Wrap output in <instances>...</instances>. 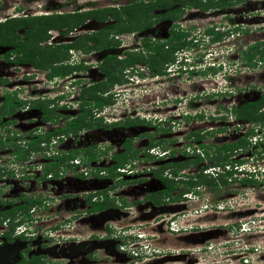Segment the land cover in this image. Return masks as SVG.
Returning a JSON list of instances; mask_svg holds the SVG:
<instances>
[{
    "label": "flooded vegetation",
    "instance_id": "obj_1",
    "mask_svg": "<svg viewBox=\"0 0 264 264\" xmlns=\"http://www.w3.org/2000/svg\"><path fill=\"white\" fill-rule=\"evenodd\" d=\"M132 1L133 4H136L138 0H128L125 3L130 4ZM141 1L144 3L142 6L145 7V10L140 19V23L143 22L139 30L128 27L129 30L106 35L108 31L105 28L102 29L101 34L106 37L105 42L114 43V45L98 48L99 51L111 48L115 52L103 54L98 59L94 67L101 73V76L89 82L85 78L75 77L76 69L79 72H85L90 66H93L88 62L85 66L73 64L77 67L68 74L49 76L47 74L49 67L36 65L41 61L38 59L39 57L34 65L30 61L15 60L18 53V42L22 47H29L23 33L18 34V31L21 29L23 31V28H16L15 33L11 36L0 35V107L4 105L5 96L11 95L17 99L16 101L12 100V106L4 108L6 113H0V264H97L110 252V254L115 253L118 256L117 253H121L118 250L119 245L128 240V237L122 236V234L123 232L129 233L131 230L133 232L141 231L146 236V246L148 247L146 259H143L141 255L133 257L122 253L125 256L124 264H163L164 261L167 263L166 251L168 250H166L167 245L164 239L169 233L182 231V228L177 227V229L171 230L168 223L172 218L166 220L165 228L162 230L159 226H141L143 222L135 219L136 215L145 214L149 218L153 212L156 215L159 210H170L172 202L176 199H179L178 202L188 200L186 194L188 192L199 194L198 190L202 186L209 187L215 193L221 186L232 185V180L227 181L225 185L218 184L215 188L211 184L201 183V176L208 177L206 174L201 175L202 169L205 168V165L214 162L210 158L215 159L218 156L216 142H210V140L206 142L204 136L214 135L216 130L212 126L209 127L210 129L204 130V128L193 125V122L196 120V122L202 123L205 121V116L215 121L216 116H212L210 110L207 114L201 110H189L192 105L195 108L197 105L206 103L204 100L188 101L189 99L179 93L180 89L176 86L180 82L178 79L184 80L183 74L187 73L188 88L191 82L194 83V88L198 87L195 81L196 73H201L203 70L200 69V66L195 65H200L198 53H201L204 44L207 47L206 50L210 47L213 51L217 49L220 51L224 45L219 39L225 36L229 38L232 33L237 37L251 31L250 35H247L248 40L250 37L253 38L255 36L253 31L263 28L264 21L258 15H264V0H214L215 2L211 3L208 0H187L186 2H176L177 5H174L173 8H169L167 4L161 14L153 15V17H150L149 12L159 7L158 0ZM121 6L123 5L104 4L100 6L101 8L93 10L103 12L105 8ZM252 6L256 7L251 8ZM39 8V11H42V6ZM86 9L78 8L49 14H84L92 8ZM35 11L34 9L29 13H23L22 10L21 13L10 11L0 22L6 27H11L10 23L15 22L13 20L49 15ZM250 15L253 16V22H255L256 16L260 18V21L254 23L256 26H252L253 22L250 23L248 20V17L250 19L252 17ZM86 19H90V17H86L81 23ZM93 20V23H102L105 18L101 20L94 18ZM186 22L190 24L185 26ZM81 23L77 25L81 26ZM77 25L67 32L53 28L52 30L60 35H67L76 31ZM161 26L164 27L163 32H161ZM101 27L99 26L98 29ZM198 28L202 30L201 33L196 31ZM118 34H122L123 38H117ZM74 35L76 36H73L75 38L72 40H58L57 42L52 36L46 46L58 47L74 41L78 45L75 48H83L76 41H80L86 36L95 37L99 34L94 31H84ZM207 35H210L208 39L205 38ZM92 45L93 40H88V46ZM174 45L176 47L171 49ZM73 48H67L66 57L61 61L53 62L52 65H70L68 52ZM118 48H121L118 51L120 54L116 53ZM30 49L31 46L25 50L29 51ZM254 50L257 51L254 53L255 63L253 65L246 63L245 59L243 60L244 52L245 54L252 53ZM230 51L231 49L227 52ZM237 52L240 53L239 59L244 66L253 67L259 61V54L264 55V38L258 37L252 42H246ZM73 55L76 58L79 56L77 52H74ZM219 55L220 53H217L214 59L217 60ZM113 56L118 61L123 60L126 56L137 58L136 61L126 65L121 62L116 64L119 66L118 70L122 72L120 80H114L111 76L107 77L104 73L105 70L102 69L103 61L107 59L112 61ZM75 60H78L79 63L84 61L81 57ZM174 62L177 63L175 68L179 67L180 72L169 71L172 70ZM191 67L193 68L190 69ZM222 67L224 68V65ZM210 70L211 68L208 67L207 72H211ZM72 72V77H70ZM66 76L69 77L65 78ZM56 77L60 80L52 85L50 82ZM134 78L141 81H134ZM144 78L146 81L142 83ZM66 80L71 81L68 85L71 90H64L65 87L62 83ZM31 81L38 90L41 88L40 85L44 84L51 90L48 85L50 83L51 87L55 89L54 91L58 92L49 98H41L42 94L39 93L38 96L23 94L24 83ZM164 84L166 87L162 88V92L166 88L170 94L168 96L163 93L161 95L163 98H160L155 90ZM89 88L93 90L91 96L86 93L83 96L80 95L82 89ZM140 90H145V94L141 93L139 97ZM258 90L264 91L263 85ZM195 92L192 93L193 98L197 94ZM218 92L221 91L218 90ZM218 92L206 94L207 98L205 99H211L209 97L213 96H219L221 99L222 93ZM223 93L226 96L233 95L226 90ZM196 97L198 100L201 98L198 95ZM137 99L140 101L138 104H136ZM184 101L186 102L184 103ZM32 102L40 106L45 104L51 120L43 121L42 111L39 107H31ZM181 102L184 107L183 110L178 111L177 104ZM97 103L100 104L96 105ZM240 103L242 102L235 104L233 102L226 108H221L225 113L224 117L228 115L233 106ZM214 107L215 111H213L216 113L217 105L215 104ZM83 111H85V115L82 114ZM173 111H176L175 115L171 114ZM14 113L27 114L28 118L22 122H18L19 119L15 121L10 118ZM78 116L84 117L81 127L72 128L71 121ZM234 121L238 120L234 119ZM179 123L183 130H178L179 133L176 134L174 125L178 126ZM64 126L68 128L66 131L55 133L46 138L44 136L38 142L40 148L37 146V150L28 152L39 153L40 156L37 160H42L44 163L41 165L29 163L30 169H33L27 172L28 168L22 165L25 158L17 157L14 152L15 146L25 148V144L30 139H36L40 134L44 135L47 131ZM223 131L222 128L221 132ZM172 132L175 133V136L171 134ZM59 156H61V161H58L57 157ZM79 156L81 161L75 164V158ZM52 160L57 164L59 162V168L54 172H44V165ZM74 168H76L75 171ZM64 171L74 172L80 180L69 179V175ZM16 177L21 179V183L29 184L23 186L21 189L25 190H20L15 198H11L7 194L12 190V179ZM83 179L85 181L80 183ZM213 182L216 185L215 180ZM219 182L221 181L219 180ZM124 185L125 187H123ZM242 185H249L247 188L253 186L251 184ZM135 189H139L143 194L140 197L134 195ZM26 190H30L29 194L26 193ZM79 190L81 191L79 192ZM77 194L80 195L81 205H84L83 210L74 211L72 215H67L59 222H54L48 233L46 229L39 230L36 223L35 226L29 222L22 225L21 223H24L25 220H21L20 224H15L10 231L11 218L9 216L2 217V211L28 203L30 199L39 201L29 207L27 205L26 207L29 209L33 206L38 207V204L39 207L50 206L54 201H61L64 198L67 201L70 196H77ZM3 195L6 196L3 197ZM12 200L21 202L16 204ZM143 205L145 206L143 207ZM182 206L180 205L179 209L172 212L173 215L183 210ZM23 209L25 210V208L18 210L22 212ZM27 211L22 213L28 219ZM78 213L80 215L82 213L96 214L97 217L91 219L90 225L98 226V230L84 233L86 224L83 220H78L80 218ZM18 220L19 218H16L14 221ZM39 221L43 222L44 220L39 218ZM111 258L115 260V257Z\"/></svg>",
    "mask_w": 264,
    "mask_h": 264
},
{
    "label": "rangeland",
    "instance_id": "obj_2",
    "mask_svg": "<svg viewBox=\"0 0 264 264\" xmlns=\"http://www.w3.org/2000/svg\"><path fill=\"white\" fill-rule=\"evenodd\" d=\"M126 1L128 0H0V20L2 21L3 18L6 16V13L7 12L9 13L10 11L12 12L19 11V13H21L22 10L23 13H29L34 9L36 10L35 11L36 13L49 14L51 12L59 13V12L69 11L78 8L79 9L82 8L85 10H87L86 8L88 9L92 8L91 10H93L96 8H101L100 6L104 4L105 5L122 4L125 8L127 17H121L116 20L115 17L107 15L105 17L104 22L102 23H93L94 18L90 17V19H86L85 22L81 23L80 24L81 26L77 25L76 31H72V33H68L67 34L68 36L66 34L60 35L55 30L48 28L49 30L46 31L45 34L48 35L46 39H44V37L42 38L41 31H38L36 33H32L31 39H29V41H26L29 44L37 42L36 51H39L41 48L49 44L48 42L51 41L52 36L55 37L54 41L56 42L58 40L69 41L72 40V38H75L73 36H76L74 35L76 33H83L84 31L85 32L94 31L97 34H99L98 39L102 43H104L106 37H103L102 36L103 34L101 33L103 31L102 30L103 28H105L106 30L107 24L111 23L108 26V30H107L108 33L106 35L115 33L116 28L123 25L138 30L141 27L143 21L140 23V19L143 17V12L145 10V7L143 8V6H139L138 4L132 5L129 3H125ZM186 1L187 0H158L157 4L159 5V7L152 9L149 12V15H151L150 17H153V15L161 14L162 11H164L163 10L164 6L165 5L167 6V4L169 5V8H173L174 5H177L176 2H186ZM208 1L210 3L215 2L214 0H208ZM39 6H42L41 8L42 11H39L40 10ZM18 7L19 9H17ZM255 7L256 6H252L251 8H255ZM95 15L96 13L93 14V17ZM251 16L252 15H250V17ZM258 16H261V18L264 21L263 14H260ZM258 16L256 17L254 16L255 22L260 21V18ZM252 18L253 16L251 17V19L248 17L250 23L253 22ZM255 22L252 23V26H256V24H254ZM184 24L185 26H187L190 23L186 22ZM99 26L102 27L98 29ZM200 28H198L196 31L201 33L202 30ZM49 31H51L52 34L49 33ZM163 31H164V27L161 26V32ZM18 32H19L18 34L20 35L23 33L22 29L19 30ZM250 32H248V34L244 33L243 36H237V37H235L234 33H232L229 36V38L225 36L219 39V41H221L224 45L222 46V50L220 51L219 57L217 58V60L219 61L221 60L225 64L222 70H210L211 72H207L208 67L204 64H203L204 66H202L203 61L209 62V59L214 58L219 52L218 49L213 51L211 50L210 47L206 50L207 47H205V44L203 45V47L201 48V53L200 54L198 53L199 59L201 61L200 65H195L203 68V69L200 68L201 70H203L201 71V73L200 72L196 73L197 76L195 77V81H196V86L198 87L194 88L193 87L194 83L191 82L188 88V83L186 81L187 73L183 74L184 80L181 78L178 79L180 82L179 85L176 86V88L180 89L179 93L183 94L185 98L189 99L188 101L197 102L204 100V102L206 103L205 105H199V106L197 105L195 108L194 105H192L191 109L189 110H201L206 112V114L210 110L212 112L211 113L212 116H216L215 121L212 120V118H208V116L204 115L205 116L204 122L198 123L196 122V120H194L193 122L194 123L193 125H195L196 127L204 128V130L210 129L209 128L210 126L214 127V129L216 130L214 135L207 134L206 136H204V140L206 142H208L209 140L210 142L215 141L216 144L218 145L221 144L222 142L233 141L238 136H240L239 134H241V131L245 127L243 126V128L239 131L235 130L234 127H236V123L238 121H234L233 118L228 115L224 117L225 113L221 108H226L228 105L232 104L233 102L235 104L238 102L254 100L258 94V87H260L261 85H263L264 87V62L262 63L257 62L253 67L244 66V64H242V62L239 59L240 53L237 52V50L239 51L242 45H244L246 42H252L253 40L258 39V37L261 39L264 38V22H263V28H260L259 31L257 30L253 31L255 36H253V38L250 37V39L248 40V36L250 35L249 34ZM121 37L123 38V36ZM209 37L210 35H207L205 38L208 39ZM76 42H78L79 44L82 43L81 40ZM92 48L93 47L88 46V42L86 43L85 48H73L75 52H77V54L79 55L77 56V58L81 57L82 61L84 60L89 64L93 65L90 66L85 72H79L77 71V69L75 70L76 72L75 77L77 78L79 77L80 79L85 78L87 82L91 80H96L101 76V73L96 70V67H94L96 62H98V59L103 54L115 52L114 49L111 48L104 49V51L102 52H100L99 49L97 50ZM120 49L121 48L117 49L116 52L117 54H120L118 52ZM229 49H231V51L227 52ZM175 64L177 63L174 62L172 64V68H171L172 70L169 71L172 72L174 71ZM118 67L119 66L117 65H113L110 59L103 61L102 69H104L107 72L109 71L107 77L116 76V78L120 80L122 78L121 77L122 72L121 70L120 71L118 70ZM180 71H181L180 68L177 69V72ZM72 74L73 72L71 73L70 77H72ZM204 75L205 77H203ZM224 78H227L226 79L227 81H224L223 80ZM145 81L146 79L144 78V81H142V83ZM227 85H228L227 89L231 90L229 91L231 92L230 94H233L232 96H226V94L222 93L221 99L219 96L217 97L213 96V97H209L211 99H205L207 98L206 94L216 93L218 92V89L223 91V88L226 87ZM40 87H41L40 90H38L36 89V86L32 81L27 82L24 83L22 93L35 94V96H38V93L40 95L41 94L44 95V93L50 91V89L45 84L40 85ZM163 87H166L165 84L162 87L160 86L155 90L157 96H159L160 98H163L161 96L163 93H165L168 96L170 94V92H168L166 88L165 91L162 92ZM64 90L67 91L66 88H64ZM192 90L196 91L195 93H197L195 94L194 98L192 96L193 93ZM140 91H141L140 93L138 92L139 97L141 96V93L145 94V90L144 91L140 90ZM226 92L228 91L226 90ZM74 93H75V89H74ZM147 95L148 93L146 94V96ZM196 95L201 96V98L198 100ZM186 101H184V103ZM138 103H140L139 99L136 100V104ZM199 103L201 104V102ZM215 104L217 105L216 113H214ZM177 107H178V111H181L183 110L184 104L181 102L180 104H177ZM20 113L22 114V112ZM20 113H14V115H12L10 118L15 119V121H18L19 119L18 122L26 121V119L28 118L27 114L21 115ZM171 114L175 115L176 111H173ZM240 127L241 126H239V128ZM222 128L224 129L223 132H221ZM174 129L177 131L176 134L179 133L180 130H183L182 125L180 123L178 124V126L174 125ZM256 133H259V130H257ZM171 134L175 136L174 132H172ZM256 138L257 135H255L254 139ZM261 146H263L262 142H260L259 144H255L252 147H249L245 151H237L227 156L228 162L233 161L235 159H241L243 161V163L239 166L238 169L243 168L245 170L251 171L252 173H255V175H253L252 178L258 180V183L251 184L253 185L252 187L247 188V186L249 185H242L239 184L237 181H235L232 183V185L221 186L214 193L210 190L209 187L202 186L198 190L199 194L194 198L182 202H178L179 199H176L174 202L170 204V207L172 208L170 210H164V209L159 210L157 211L156 215L153 212L152 216H150L149 218H147L145 214H143L142 216H138L139 214L136 215L137 217L135 219H138V221L143 222L141 226L142 225H151L153 227L159 226L160 230H162L165 228L164 227L165 222L166 220H168V218L169 220L170 218H172L171 219L172 221L171 223H169V226L171 225L173 228L180 227L182 225L185 226L184 230L182 229V231L180 230L179 232L178 231L173 232V234L169 233L167 237L164 239L166 241L165 244L167 245L166 250H168L166 251L168 260L167 263L164 261L163 264H264V181H262V179L264 178V155L259 160L255 159L254 155H251L252 153L254 154L256 148H257L256 150H258L259 147ZM224 155L225 154L223 153H218V156H216L215 159L213 158L210 159L212 162L213 161L215 162L216 158L221 160ZM38 156H40L39 153H28V155L25 158V162L22 163L23 166L28 168L26 169L27 172H30L31 169H33V168L30 169L29 163L36 165H41L42 163H44L42 160H37ZM75 159H79V161H81L80 156L76 157ZM221 167L222 166L217 168L221 169ZM210 169L211 168L209 169L207 168L206 171L210 173L209 171ZM73 170L75 171L76 168H74ZM64 173L69 175L68 177L69 179L72 178V179H77L78 181L80 180V178H77V175L74 172L64 171ZM236 176L237 178H241L244 175L241 174L240 172H236ZM18 178L19 177L13 178L11 181L13 187L12 190L7 194L11 198H15L20 190H25L21 188L29 184V183L28 184L21 183L20 182L21 179ZM200 178L202 179V176ZM85 179L81 180L80 183L84 182ZM73 181L76 182V180ZM79 184H77V186H80ZM136 186L138 187L139 185ZM123 187H125V185ZM80 191L81 190H79V192ZM29 192L30 190H26L27 194H29ZM133 194L140 197L143 193L139 189H135ZM4 196L6 195H3V197ZM77 196L76 195L70 196V199L67 201L65 198L62 199L61 201H54L52 204H50V206H46V207H39L38 204V207L33 206L30 209L25 208V210L23 209L22 212L27 211L28 209L27 211L29 213L28 219L25 218L26 216L22 212H19L20 210H16L15 213L12 214L11 216L15 218V220L16 218H19L17 224H20L21 220H25L24 223H21L22 225L29 222L35 226L36 223V226L39 228V230L46 229L48 233L50 231L49 228L53 226L54 222H59L61 219L66 218L67 215H72L74 211L78 212L79 210L81 211L83 210L84 205L83 204L81 205L80 203V195L77 194ZM12 202L19 204L21 201L12 200ZM180 205H183L181 208L183 210L180 209L182 212L180 211L179 213H176V215H173L172 212L179 209ZM144 206L145 205H143V207ZM166 211H168L169 213L168 212L166 213ZM38 215L40 217H36ZM77 215L80 216L78 220H83L84 224H86V226L84 227L85 228L84 233H90L92 230L94 231L98 230V226L90 225V221H92L91 219L97 217L96 214L86 215L85 213H82L80 215V213H78ZM39 218H42L44 221L40 222ZM184 223H187V225ZM144 242L146 243V239L144 240ZM147 248L145 249V247H142V249L139 251L141 253L143 252L146 255ZM110 253L107 254V257H105L106 259L108 258V260H106L105 258L104 259L101 258L100 262L98 263L99 264L125 263L124 254L117 253L118 256H116L115 253H113L114 255ZM99 255L101 256L102 254ZM111 257H115V260L112 259Z\"/></svg>",
    "mask_w": 264,
    "mask_h": 264
},
{
    "label": "trees",
    "instance_id": "obj_3",
    "mask_svg": "<svg viewBox=\"0 0 264 264\" xmlns=\"http://www.w3.org/2000/svg\"><path fill=\"white\" fill-rule=\"evenodd\" d=\"M130 4L133 5V1L130 2ZM139 6L144 5V3L141 0H138L137 3ZM137 5V6H138ZM96 13V15L93 17V14ZM107 15H110L112 17H115L116 20L121 18V17H127V14L125 12V8L124 6H121L120 8H105L103 9V12L100 10H89L84 14H77V13H66V14H49V15H39V16H34L31 18H21L19 20H13L15 22H11L10 26L11 27H6L4 26L1 22H0V35L4 34V36H11L12 34L15 33V29L18 27L23 28V35H24V39H26V41H29V39H31V35L32 33H36L38 31H41V37L44 39L47 38L46 31L48 30V28H53V29H58L60 31L63 32H67L68 30H70L72 27L76 26L77 24L81 23L86 17H93L96 19H102L105 18ZM114 26V25H111ZM64 29V30H63ZM106 30H108V26L106 27ZM129 30V28L127 26H120L118 28H116L115 32H122V31H126ZM45 32V33H44ZM44 34V35H43ZM82 43L80 45V47L85 48L86 47V43L88 42V40H93V45L90 47L93 48H101V47H109V46H113L114 43H108V42H104L102 43L99 39H98V35H96L95 37L93 36H86L84 38L81 39ZM19 43V42H18ZM17 43V55L15 60L17 61H23V62H27L30 61L31 64H35L38 59H41V61H39L36 65H40L41 67H46V68H50L48 71V75H65L68 74L72 71V69L76 68L77 66L74 65H57V66H53L52 63L53 62H58L61 61L65 58V54H66V49L69 47H77L78 45H76L77 43L73 42H69L66 43L65 45L61 46L59 45L58 47H52L50 48V46H44L43 48H41L39 51H34L36 49V45L37 42L35 43H28L29 47L26 48H30L31 49L29 51H26L25 47L21 46V43L18 44ZM176 47V45L172 46L171 49H174ZM257 51L254 50L252 53L251 52H247L243 55V60L245 59L246 63H250V64H254L255 63V54ZM38 53V55H37ZM261 53V52H260ZM115 59V62H113V60ZM259 59H264L263 55L259 54ZM113 60L112 63L113 65L118 64V62H121L122 64H129L133 61H136L137 58L133 57V56H126L123 60H116L115 56H113ZM78 65V64H77ZM119 69V68H118ZM109 72V71H108ZM107 71H104L105 75L108 74ZM114 80H117L116 76H112L111 77ZM92 89H82L80 92V95L83 96L84 93L89 94L91 96L92 93ZM16 101L17 99H15V97L9 95V96H5L4 99V105L0 107V113H6V111L4 110L5 107H9L12 106V102ZM11 101V102H10ZM20 101V100H19ZM18 103V102H17ZM100 103H97L96 105H99ZM31 107H39V109L42 111V120H51V117L49 115V111L48 109H46V105L44 104V106H40L39 104L35 105L33 102L31 104ZM264 107V91H258V95L254 100H250V101H244L242 103H240L237 106H233L231 110H229V113L232 114V116L235 118V120H238L242 123H247V126L245 128V131L241 134H239L240 136H238L236 139H234L233 141L230 142H224L222 144H218L216 145V151L217 153L220 152H224L223 154H225V156L222 157L221 160L217 159L215 160L214 163H210L205 165V168L202 169V174H206L208 175V177H202V179H200L201 183H207V184H211L213 188H215L218 184H223L225 185L227 183L228 180L227 177H231L232 182L237 181L240 184H253V183H258V180H255L252 178L253 175H255V173H252L251 171H245L242 170L240 171L241 174H243L244 176L241 178H237L236 175H234L236 172L235 170H231L230 168L228 169H224V166L226 164H228L229 166L231 165H236L239 166L243 163V161L241 159H235L233 161H229L227 160V153H229V155H231V153H235L237 151H245L246 149H248L249 147H252L255 144H259L260 142L263 143V146L259 147L258 150L255 149L254 154L252 153V155L255 156V159H261V157L264 155V109H262ZM48 112H47V111ZM83 115H85V111H83L82 113ZM83 116H78L77 118H75L73 121H71L72 123V128L75 127H81V123L83 121ZM239 128V125L234 127L235 130H237ZM67 126H64L63 128H58V129H52L51 131H47L45 132L44 135H38L36 139H30L28 141V143H26V147L22 148L19 147L18 145L15 146V154L17 155V157L19 159H24L26 158V155L28 154L29 151H33V150H37L39 147L38 142H40L39 140L42 139L44 136L45 138L53 135L55 133H59L62 131H66ZM259 130V133H256V131ZM255 135H257V138L254 139ZM252 139V140H251ZM38 146V147H37ZM256 147V146H255ZM40 148V147H39ZM228 151V152H227ZM75 155V154H74ZM61 156L57 157L58 161H61ZM123 159H125V156H123ZM207 159V158H206ZM120 163V162H119ZM59 162L58 164L54 162V160H52V162H49L47 165H44V172H48V171H56L59 168ZM214 166H222L220 171H216L214 170V172L216 173L214 176L211 173H206L203 172L205 171L207 168L209 167H214ZM215 180V183L213 182ZM219 180L221 182H219ZM191 185V184H190ZM38 199H30V201L28 203L22 204V205H17L15 207H12L8 210H4L2 211V217H10V228L9 230L11 231L14 227L15 224H17V222H14L15 218H13L11 215L15 210H18L19 208H28L29 206L38 203ZM28 205V207H26Z\"/></svg>",
    "mask_w": 264,
    "mask_h": 264
},
{
    "label": "built area",
    "instance_id": "obj_4",
    "mask_svg": "<svg viewBox=\"0 0 264 264\" xmlns=\"http://www.w3.org/2000/svg\"><path fill=\"white\" fill-rule=\"evenodd\" d=\"M122 36V34H118V35H116V37L117 38H120ZM221 51V50H220ZM220 51L218 52V53H220ZM226 53V52H225ZM216 55V54H215ZM263 57H264V55H263ZM75 59H77L76 58V56L74 57V59H73V61H76ZM78 61V60H77ZM262 62H264L263 61V59H259V61H258V63H262ZM206 65L207 67H210L211 68V70H222L223 69V65H225L221 60L219 61V60H215L214 58H210L209 59V62H202V66H204V65ZM220 66H221V68H220ZM193 67H191L190 69H192ZM200 68H202V67H200ZM203 69V68H202ZM227 78H224L223 80L224 81H227L226 80ZM60 80V79H59ZM59 80H57V81H59ZM134 81H137V82H139V79L138 78H135V80ZM51 86V85H50ZM227 87H228V85L226 86V87H224L223 88V91H225V90H227V91H231L230 89H227ZM65 88L66 89H68V90H71V89H69L67 86H65ZM219 91H221V92H218V93H223V91L222 90H220V89H218ZM58 91H54V89H51L49 92H47V93H44V95L42 94V96H41V98H49V97H53V96H55V94L57 93ZM63 93V92H62ZM58 95V94H57ZM230 117H232L233 118V116L232 115H229ZM233 120H234V118H233ZM241 126L240 128H239V130H241L242 128H243V126L244 127H246L247 126V123H242V122H237L236 123V126ZM239 130H237V131H239ZM245 131V128H243V130L241 131V133H243ZM75 164H78L79 163V160L78 159H75ZM225 168H227L228 167V164H226L225 166H224ZM235 167V166H234ZM209 168H211L209 171H210V173L214 176L216 173V171H220V169L219 168H217V166H214V167H209ZM208 168V169H209ZM239 167H237V169L236 170H239L238 169ZM214 170H215V172H214ZM204 172H206L207 173V171L205 170ZM234 175H236V173L234 174ZM226 180H228V181H230L231 180V177H227V179ZM198 194H194L193 192H188L187 194H186V196H187V199H192V198H194L195 196H197ZM195 210V209H194ZM171 221L172 220H170L169 221V223H171ZM169 223H168V227L169 228H171L170 226H169ZM184 224H186L187 225V223H184ZM178 228H182L183 230L185 229V226H180V227H178ZM175 229H177V227L176 228H171V230H175ZM124 233V232H123ZM137 235L138 236H141V235H144V233L143 232H141V231H138L137 232ZM129 245V253L131 254V255H133L134 257H137L138 255H141V256H143V259H146V256L145 255H143L136 247H135V244L133 243V242H131V243H129L128 244ZM142 247H145V249L147 248V246H146V243L145 242H143L142 243ZM119 249H120V251H126V246H125V244H121V245H119ZM145 256V257H144Z\"/></svg>",
    "mask_w": 264,
    "mask_h": 264
},
{
    "label": "clouds",
    "instance_id": "obj_5",
    "mask_svg": "<svg viewBox=\"0 0 264 264\" xmlns=\"http://www.w3.org/2000/svg\"><path fill=\"white\" fill-rule=\"evenodd\" d=\"M50 29H52V28H50ZM49 30V29H48ZM47 30V31H48ZM49 33H51L52 34V32L51 31H49ZM116 33H118V32H116ZM47 37H48V35H47ZM74 52H75V50L74 49H71L70 50V52H68V58H69V62H70V65H73V64H78V65H82V66H85V64H86V61H83L82 63H79V62H74L73 61V59H74ZM87 65V64H86ZM177 69H179V67L178 68H175L174 69V71H176L177 72ZM69 76H66L65 78H68ZM57 80H59V78L58 77H56V78H54V80L52 81V82H50V83H52V85L53 84H55L56 82H57ZM134 80H135V78H134ZM70 82L71 81H69V80H66V82H63L62 84H63V86L65 87V86H67L68 87V85L70 84ZM48 84L49 86L51 85V84ZM64 87H62V88H64ZM50 88H52L53 89V87H50ZM259 88V87H258ZM55 90V89H54ZM259 91V90H258ZM258 95V94H257ZM229 115H232L231 113H228V116ZM234 118V117H233ZM235 119V118H234ZM238 122H240V121H238ZM246 128V127H245ZM237 130H239V129H237ZM235 166V167H234ZM240 166V165H239ZM239 166H236V165H231V166H229L228 165V167L227 168H225L224 167V169H228V168H230L231 170L233 169V170H235V172H240V171H242V170H245V169H239V170H236L237 169V167H239ZM217 167H219V166H217ZM245 171H248V170H245ZM262 181H264V178L262 179ZM122 236H127L128 237V240H127V242L126 243H124L125 244V246H126V251H120V249H118L121 253H124L125 255H128V256H133V255H131L130 253H129V243H131V242H133L134 244H135V247L138 249V250H141L142 249V243L144 242V240L146 239V236L145 235H141V236H138L137 235V232H133V230H131V231H129V233H123L122 234ZM130 238V239H129ZM142 254L143 255H145L143 252H142ZM134 257V256H133ZM138 257H140V255H138Z\"/></svg>",
    "mask_w": 264,
    "mask_h": 264
}]
</instances>
